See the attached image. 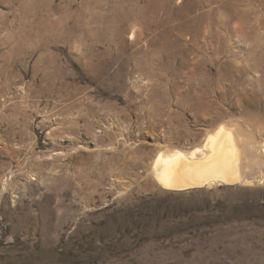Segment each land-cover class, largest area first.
I'll return each instance as SVG.
<instances>
[{
  "label": "rangeland",
  "instance_id": "1",
  "mask_svg": "<svg viewBox=\"0 0 264 264\" xmlns=\"http://www.w3.org/2000/svg\"><path fill=\"white\" fill-rule=\"evenodd\" d=\"M220 126L254 182L163 189ZM0 264H264V0H0Z\"/></svg>",
  "mask_w": 264,
  "mask_h": 264
},
{
  "label": "bare ground",
  "instance_id": "2",
  "mask_svg": "<svg viewBox=\"0 0 264 264\" xmlns=\"http://www.w3.org/2000/svg\"><path fill=\"white\" fill-rule=\"evenodd\" d=\"M240 144L236 131L220 126L203 146L191 152L160 154L154 163L155 179L163 189L173 192L252 184L255 179L245 170Z\"/></svg>",
  "mask_w": 264,
  "mask_h": 264
},
{
  "label": "water",
  "instance_id": "3",
  "mask_svg": "<svg viewBox=\"0 0 264 264\" xmlns=\"http://www.w3.org/2000/svg\"><path fill=\"white\" fill-rule=\"evenodd\" d=\"M214 133H215V132H214ZM214 133H213V134H214ZM244 148H245V147H244ZM184 152H185V151H184Z\"/></svg>",
  "mask_w": 264,
  "mask_h": 264
}]
</instances>
